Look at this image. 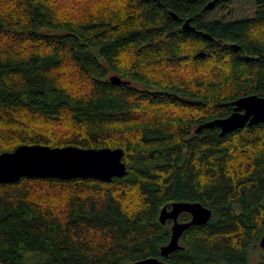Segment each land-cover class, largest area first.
Instances as JSON below:
<instances>
[{
	"label": "trees",
	"instance_id": "16d2710c",
	"mask_svg": "<svg viewBox=\"0 0 264 264\" xmlns=\"http://www.w3.org/2000/svg\"><path fill=\"white\" fill-rule=\"evenodd\" d=\"M211 1L0 0V154L119 148L127 167L111 182L0 184V264L161 259L171 223L159 213L174 202L211 218L165 260L251 264L264 235V122L224 136L198 128L241 97H264V0L240 17H213Z\"/></svg>",
	"mask_w": 264,
	"mask_h": 264
},
{
	"label": "water",
	"instance_id": "95a60500",
	"mask_svg": "<svg viewBox=\"0 0 264 264\" xmlns=\"http://www.w3.org/2000/svg\"><path fill=\"white\" fill-rule=\"evenodd\" d=\"M219 0L209 2L204 10L211 11ZM175 18V15L171 14ZM181 29L185 32H195L186 20ZM202 38L212 40L205 33L198 32ZM237 49V46H233ZM198 56H202L199 53ZM109 82L115 85L125 84L118 76L109 77ZM232 112L224 118L214 119L201 125V128L216 127L220 135L241 129L245 125L253 126L264 122V97L248 95L231 103ZM123 151L116 148L82 149L73 146L51 148L43 145H22L12 152L0 154V184H11L27 179H94L101 182H111L127 174L126 164L122 161ZM181 213H187L191 219L187 223L177 222ZM211 218V211L198 202H174L170 208L163 207L159 213V221L165 224L171 220V237L168 244L160 249V256L165 257L181 249L178 240L183 231L191 226L205 225ZM259 247L264 250V235L260 238ZM132 264H167L157 258H147Z\"/></svg>",
	"mask_w": 264,
	"mask_h": 264
},
{
	"label": "rangeland",
	"instance_id": "374dc122",
	"mask_svg": "<svg viewBox=\"0 0 264 264\" xmlns=\"http://www.w3.org/2000/svg\"><path fill=\"white\" fill-rule=\"evenodd\" d=\"M254 7L255 5H253L249 0H234L222 6V8H220L222 11L219 9L211 10V15L216 17L219 16L221 12H229L232 16L240 17L250 15L254 10ZM249 249V262L251 264H256L262 253V249L259 247V241L253 243Z\"/></svg>",
	"mask_w": 264,
	"mask_h": 264
},
{
	"label": "flooded vegetation",
	"instance_id": "af4514ba",
	"mask_svg": "<svg viewBox=\"0 0 264 264\" xmlns=\"http://www.w3.org/2000/svg\"><path fill=\"white\" fill-rule=\"evenodd\" d=\"M191 203H193V202H191ZM169 208H170V206H169ZM169 208H167V209H169ZM181 214H187V213H181ZM180 214V215H181ZM180 215L178 216V218H177V222H179V223H187V222H181L180 220H179V217H180ZM188 216H189V218L191 219V217H190V215L189 214H187ZM190 219H189V221H190ZM188 221V222H189ZM166 222H170L171 223V225H170V231H171V226L173 225V222L171 221V220H168V221H166ZM165 222V223H166ZM187 230V229H186ZM186 230H184V231H186ZM183 231V232H184ZM183 234V233H182ZM182 236V235H181ZM180 236V237H181ZM170 237H171V235H170ZM179 240H180V238H179ZM179 240H178V244H179ZM170 241V240H169ZM168 244V243H167ZM180 245V244H179ZM181 246V245H180ZM181 249H182V247H181ZM179 250V249H178ZM178 250H176V251H178ZM175 252V251H174ZM174 252H172V253H174ZM172 253H170V254H172ZM169 254V255H170ZM169 255H167V256H165V257H160L161 259H159V258H157V259H159V260H161L162 262H164V263H167V264H171V263H169L167 260H165V258L166 257H168Z\"/></svg>",
	"mask_w": 264,
	"mask_h": 264
},
{
	"label": "bare ground",
	"instance_id": "6f19581e",
	"mask_svg": "<svg viewBox=\"0 0 264 264\" xmlns=\"http://www.w3.org/2000/svg\"><path fill=\"white\" fill-rule=\"evenodd\" d=\"M196 32V31H195ZM198 33V32H197Z\"/></svg>",
	"mask_w": 264,
	"mask_h": 264
}]
</instances>
